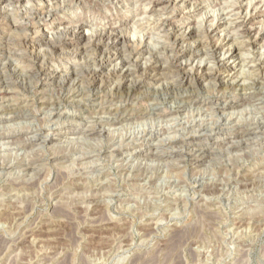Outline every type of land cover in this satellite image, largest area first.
<instances>
[{
	"label": "rangeland",
	"instance_id": "1",
	"mask_svg": "<svg viewBox=\"0 0 264 264\" xmlns=\"http://www.w3.org/2000/svg\"><path fill=\"white\" fill-rule=\"evenodd\" d=\"M33 1L37 9L45 3ZM69 1L40 18L53 29L83 17L123 19L131 38L133 18L148 7ZM30 20L35 25L17 34L0 15V264H264V99L233 108L237 125L219 120L211 104L221 94H264V34L240 35L234 58L227 45L214 59L192 37L174 41L168 26L170 40L138 44L136 35L95 48L85 45L84 28L80 43L63 37L66 45L50 51L34 33L42 28L35 14L17 13L11 23ZM125 63L131 75L121 87ZM223 63L217 76L197 73ZM109 117L118 120L99 123ZM215 120L219 128L209 124ZM99 125L100 133L78 132ZM248 127L255 131L230 134ZM33 131L40 138L18 144ZM193 147L199 161L183 157Z\"/></svg>",
	"mask_w": 264,
	"mask_h": 264
},
{
	"label": "bare ground",
	"instance_id": "2",
	"mask_svg": "<svg viewBox=\"0 0 264 264\" xmlns=\"http://www.w3.org/2000/svg\"><path fill=\"white\" fill-rule=\"evenodd\" d=\"M44 1H45V3H43L42 6L37 9L35 7L36 5H35L33 0H0V15H2L4 17L5 23L7 24V26H9L15 33L18 34L20 31H28L29 27L34 26L35 23L32 20H30L27 23L26 22H19V21H17L16 23H11L14 15H16L17 13H20V12H27V13H30V15L35 14V17L38 20L37 22H41L39 24L42 26V28H41V31H40V29H37V30L34 29L35 30L34 33H36L37 31L41 32L39 35L40 41H43L47 45H49L50 51H54L58 47L66 45V43L64 41L60 40L63 37H65V38L69 37V39L75 40L74 43H80V41L83 39L84 28H86L85 29V37H86L85 38V42H86L85 45L86 46L92 45L95 48L98 45L105 44V43L106 44L110 43V45L121 43V42L122 43H126V42L128 43V41H130V40L133 41L136 35H139L138 36L139 38L136 41L138 44H141L142 42L145 41L149 45L151 43V41L158 40V39L170 40L172 38H170V35L168 33H166L167 32L166 26H168L169 29H171L173 31V34H174L173 40L174 41L177 40V38H185L187 36L192 37L194 39V41L197 42L198 50L202 51V48L203 49L205 48V44L207 46H209L208 51H210V52H208V53H206V51H204V52L206 53V55H211V57H213L214 59H216V53L218 52V50H220V48L222 46L227 45L228 51L231 52V55L229 58H234V57H236L237 54H239L238 52L240 51L241 47L244 46L243 41L237 40V38L240 35H242L244 33L248 34L250 32H253L254 30L256 31L257 35L264 34V24H262V21L264 20V18H263L264 11L259 8L261 6V4H262V6H264V0H259L260 2H255V0H213L212 2L214 4L211 7H206L204 9L203 8H197V6L199 7V5L196 6L197 3L200 4L203 0H148L147 1V4H148L147 9H142L139 13L136 14V17L133 18L134 19L133 20L134 26H133V33L131 35L132 36L131 38H129L126 35V33H124V30H126L127 26H125V22L123 21V19H120L118 21H116V20L115 21H111V20L105 21L103 18H100V17L98 18V16H97V18L83 17V19L77 20L73 23H70V22L68 23V21H67V23H61L60 20H58V22H60L61 25H59V27H57V29H53L51 26H48L49 22H46L40 18L39 12L41 11V13H47L48 15H50L52 13V11L55 10V8L59 5V3L57 2V0H44ZM75 1H77V2L83 1V2L92 3L93 1L95 2L96 0H70L69 2L73 3ZM56 2L58 5L57 4L54 5ZM64 2H65V0H61L62 4H64ZM163 2H165V3L163 4ZM59 6H61V5H59ZM33 10H34V12H33ZM177 12L180 13L181 15H183V19L181 21H178L176 19V13ZM198 12L200 13V16H199L198 20L195 21L194 25H191L189 23H187V24L185 23L187 18L192 17L194 13H198ZM143 17L145 19H147L148 23H149V25L146 23L148 25L147 30L143 29L146 26L143 25L144 27H142V25H141V21H142ZM151 19H152V21H151ZM256 24H258V26H256ZM138 28L143 29L145 32H143L142 34L141 33L138 34L137 33L138 31L136 32V30ZM218 34H220V36L218 38L214 39V37H215L214 35H218ZM49 35H50V38L47 37ZM203 38L205 40H203ZM14 39H17V37L14 35L10 36V38L8 37V40H4L5 44L6 43L7 44L13 43ZM135 40H136V38H135ZM15 42H17V41H15ZM21 43H22V45H26V41L24 39L21 40ZM192 53H196V52L193 51ZM187 54H189L188 51H186L184 53V55H187ZM153 63L155 64V66H153L152 69L155 70L157 67V63H158V57L154 58ZM172 64H173L174 68H178V70H180L179 69V68H181L180 63L178 64L177 61H175ZM217 65H218V63H217ZM123 66L126 67V71L123 74L122 79H120V82H119L121 87L122 86L124 87L123 80L127 79L131 75V70L129 69V67L127 68V63H125V65H123ZM214 69H212L211 67H208V66L204 67V68L199 67L197 73L201 76L213 77L215 74L217 76V74H220V72L221 73L225 72V64L223 63V66L221 68H218V70H216V71ZM259 69H260V67L256 70H259ZM209 70L211 73L209 72ZM256 70L254 69V72ZM92 75L94 76V74L92 72H90L88 74L89 78H91ZM227 76H229V74ZM239 76H240V74L229 77V80L226 82V85L232 86L234 84V82L237 81ZM91 79H93V78H91ZM261 80L264 81V76L263 77L261 76ZM173 83H175V82H173ZM226 98L227 97L224 94H221L219 96H217V95L213 96L212 103L211 102L210 103L213 104V106H215L214 107V113L217 114V117L219 120L226 121V122H228V124H236L237 125L238 121H236L235 118L232 119L234 111H231V110H233V108H236L237 106L241 105V103H242L241 101L246 100V99H253L255 101H259V100L263 101L264 94L248 95V96L242 94V95H239L238 97L237 96L234 97L237 99L235 101L234 100L227 101ZM202 102H205V104H207L208 100H207V102L205 100H199V101L195 102V104L200 106V105L204 104ZM184 103L186 104L187 102L185 101ZM228 110H230V111H228ZM225 115H227L228 117L225 118ZM238 116H239V114H238ZM14 119H16V117L15 118L14 117L6 118L5 120L7 121V120H14ZM109 120L110 121H108V119H107L106 123H104L103 121H99V123L100 124H112V123H116L118 119H116L115 117H109ZM95 122L97 123L98 120H96ZM120 122H122V121H120ZM217 123H218V121L215 120L209 124H211L212 126L216 125V127L219 128V124L217 125ZM188 124H189V122H188ZM255 124H256L255 129H258L259 124L258 123H255ZM203 125H205V124L202 122L201 124H197L196 126H198V127L202 126L203 127ZM246 126H248V125H246ZM98 127L100 128L101 126L99 125ZM99 128H97L95 126H87L84 129H79L78 132H81L82 134H85V135L96 134V133H100L103 131L102 128H100V129ZM229 128H231V127H229ZM220 129L222 130V128H220ZM209 130H212V129H209ZM74 131H75V129H69L66 132V134L72 133V132L74 133ZM254 131L255 130L253 128L248 127V128H244V129H238L236 131L234 130V131L230 132V134L231 135L233 134L235 136L240 137V136H244L245 134H249L250 132H254ZM39 134H36L34 132L30 136H27L24 139H20L18 141V144L19 145L28 144L31 142V140L33 138H35V139L40 138L38 136ZM223 135H225V134H223ZM53 137H54V135H53ZM154 137H156L155 133H154ZM11 142H14V141L11 140ZM234 142L230 140L229 143L233 144ZM10 146L11 145H9V147ZM196 148H197V146H196ZM200 156H201L200 153L193 147L190 151L188 150L187 153H184L183 157L184 158H191L193 160L199 161Z\"/></svg>",
	"mask_w": 264,
	"mask_h": 264
}]
</instances>
